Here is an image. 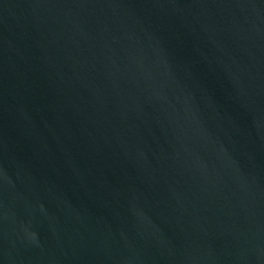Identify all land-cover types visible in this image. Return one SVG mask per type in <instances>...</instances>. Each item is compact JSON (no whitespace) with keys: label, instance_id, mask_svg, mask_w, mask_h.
Wrapping results in <instances>:
<instances>
[{"label":"water","instance_id":"95a60500","mask_svg":"<svg viewBox=\"0 0 264 264\" xmlns=\"http://www.w3.org/2000/svg\"><path fill=\"white\" fill-rule=\"evenodd\" d=\"M0 264H264V0H0Z\"/></svg>","mask_w":264,"mask_h":264}]
</instances>
